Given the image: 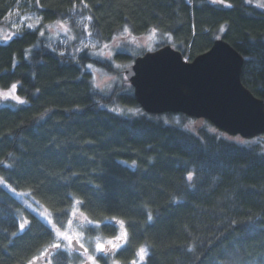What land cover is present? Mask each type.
Segmentation results:
<instances>
[{"label": "trees", "instance_id": "trees-1", "mask_svg": "<svg viewBox=\"0 0 264 264\" xmlns=\"http://www.w3.org/2000/svg\"><path fill=\"white\" fill-rule=\"evenodd\" d=\"M260 3L0 0V26L16 11L43 18L36 29L0 42V90L18 83L16 95L26 101L0 107V177L16 190L0 185V264L40 257L57 240L52 225L65 231L74 208L94 222L81 230L86 240L110 239L125 221L129 243L114 256L99 254L98 264H131L145 244L144 264H264V137L240 144L209 121L194 131L185 126L194 118L149 115L121 76L110 89L94 82L92 68L124 74L115 65L133 64L131 52L107 60L90 48L79 51L87 39L99 48L155 28L157 49L171 45L193 61L223 39L245 59L243 85L264 100ZM88 16L86 31L81 21ZM57 21L68 30L52 34L47 26ZM30 202L48 211L51 225ZM21 220L29 222L25 233L12 236ZM61 252L52 264H76L82 255Z\"/></svg>", "mask_w": 264, "mask_h": 264}, {"label": "water", "instance_id": "water-1", "mask_svg": "<svg viewBox=\"0 0 264 264\" xmlns=\"http://www.w3.org/2000/svg\"><path fill=\"white\" fill-rule=\"evenodd\" d=\"M244 63L236 49L218 39L193 61L171 45L147 52L124 76L147 114L203 119L230 137L252 140L264 137V100L243 85ZM72 248L83 254L77 241Z\"/></svg>", "mask_w": 264, "mask_h": 264}, {"label": "rangeland", "instance_id": "rangeland-1", "mask_svg": "<svg viewBox=\"0 0 264 264\" xmlns=\"http://www.w3.org/2000/svg\"><path fill=\"white\" fill-rule=\"evenodd\" d=\"M25 17H27V19H25ZM37 18L34 15L31 14H21L20 12L16 11L14 13H12L10 16L7 17V19L5 20L4 24L0 26V42H5L8 41L9 39L13 38L14 36H16L18 34V32H20L22 30V28H27L28 24H32L33 25V29H36L39 26V23H37ZM83 22L81 23V25H83L84 29L86 31H88V23L89 21L86 20H82ZM65 24V23H63ZM67 25V24H66ZM68 27V25H67ZM49 31L52 34L58 33V32H66L65 29L63 27H61L60 25L53 24L51 28H49ZM13 33H16L15 35H13ZM8 38V39H6ZM61 44H65L64 40L61 39L60 40ZM159 37L156 35V33H150L148 35L145 36H141V37H137V38H133L130 36H125L122 38H118L116 40L113 41V43L107 45V47H99L95 45V47L93 48L91 42H89V40L87 39L86 41H84L80 48L79 51H82L86 48H90L92 50H94L95 54L99 53L100 55L98 57H102L104 59L107 60H112L113 56L118 53V52H122V51H129L131 52L132 56L136 59L138 58V56L140 57L142 54H145L147 52H151V51H155L157 49V46L159 44ZM87 45V47H85ZM97 56V55H96ZM186 60V59H185ZM132 65V64H131ZM130 66V65H128ZM128 66H122L119 64L115 65V69L117 68V70H120L121 72H123ZM92 72H93V76H94V82L96 84L97 87H99L100 89H110V86L116 81L118 80L117 78L120 77L121 80L124 82V84L126 83V78L124 76L123 73L121 74H110L109 72H105L102 71L100 69H96V68H92ZM16 94V93H15ZM5 105H9V106H18L19 103H17L16 101L12 100L11 98H8L7 100H5L3 97H0V107L5 106ZM21 105V104H20ZM165 121H167L166 123L170 122L168 121V119L166 117L163 118ZM180 119L178 117H174V121L177 122ZM205 121L203 119H195L194 121H187L185 126L189 127L191 130H198L200 129L202 126L205 125ZM225 136H227L229 139H231L232 141H235L237 143L240 144H246L248 142V140L243 139L240 136H235V137H230L228 135L225 134ZM19 196V195H17ZM21 197V196H19ZM29 209L35 213L37 216H39L45 223L51 225L52 224V220H51V216L49 215L48 211L47 214L45 216H41L40 213H44L46 209H44L43 207L37 205L35 202H30L29 204ZM37 205V206H36ZM90 224L88 223L87 219L84 218L83 215H81L78 211L76 212V215L73 216L72 219V224L68 225L66 230L68 232L69 235L73 236V241H77V236L78 234L82 233V228L85 226H89ZM105 239L101 238V242H104ZM62 243L66 244V241H61ZM79 242L84 244V246L89 249V253H93L96 256L99 254H103L100 252H96L95 250V245H96V239L94 240H86L85 236H79ZM67 251H69L70 253H73L74 250L71 247V249H65ZM85 259V256L82 254L80 256L77 257L78 262L76 264H80L81 260ZM35 264H48V259L45 258H41L39 260L36 261Z\"/></svg>", "mask_w": 264, "mask_h": 264}, {"label": "snow or ice", "instance_id": "snow-or-ice-1", "mask_svg": "<svg viewBox=\"0 0 264 264\" xmlns=\"http://www.w3.org/2000/svg\"><path fill=\"white\" fill-rule=\"evenodd\" d=\"M189 3H191V0H188ZM213 3H220V4H224L225 0H212ZM37 3H39V0H37ZM228 7H231L230 4L227 5ZM85 7H87V5H85ZM259 7H264V3H260ZM25 19H27V17H25ZM43 18L40 17L37 20V23L40 22V20H42ZM85 19H87L88 21L92 20L91 16L85 17ZM83 21H81L82 23ZM58 25H60L61 27H63L65 29V31H67V25L61 23L60 21L56 22ZM27 27L29 29H33V25L32 24H28ZM47 27L51 28L52 25H48ZM152 33L154 34L156 32V29L153 28ZM124 32L128 33V28L127 26L124 27ZM16 33H13V35H15ZM40 35H44L43 31L40 32ZM89 35H91V33H89ZM130 35V33H129ZM8 39V38H6ZM87 47V45L85 46ZM92 47L94 48L95 45H92ZM104 47H107V45H105ZM29 51V50H26ZM61 55H63V53H61ZM97 56H99L100 54L97 53ZM13 67H15V65H13ZM88 68H92V65H88ZM20 85L18 83H13L10 85V88L8 89V91H3L0 90V97H3L5 100H7L8 98H11L12 100L16 101L19 104H24L26 103L25 100H23L19 95H16V90ZM39 91V89H37V92ZM47 111V110H46ZM113 111H117V109H113ZM122 111V110H119ZM135 163V162H133ZM6 167L11 168V165H6ZM195 173L193 172H189L187 175V180L188 181H192L194 178ZM0 185H2L5 188L10 189L13 193H15V189L11 188V185H9L7 183V181L3 178L0 177ZM19 195H25L24 193H20ZM76 205L81 204L82 202L80 200H75L74 202ZM78 211V209L74 208L72 211V215L75 216L76 212ZM41 216H45L48 215L47 211L45 210L44 213H40ZM81 215H83V213H81ZM85 219H87V217H84ZM115 219V218H113ZM147 219L149 222L152 221L153 217L152 214L149 212L147 215ZM28 221L27 220H21L19 222L18 225V232H13L11 233L12 236H17L18 233L19 234H23L25 233L26 230V225H28ZM68 225L72 224L71 220H68ZM89 224H93L94 222L89 220L88 221ZM232 223H236V221H232ZM118 225L120 228V232L118 235H115L114 237L110 238V239H106L104 242H101V237L97 236L96 239V245H95V250L96 252H100L103 253L104 256H114L116 250H119L123 245L128 244L129 240H128V231L127 228L124 227L125 225V221L123 220H119L118 221ZM52 228L55 230V234L57 237V240H55L54 242H52L50 245H48L47 247H45L44 251L40 254V257H33V259L29 260L27 262V264H34V261L37 259H41L44 257L48 258V264H52V260L51 257L54 254H62L61 249H71L72 247V240H73V236L69 235L67 231H61V229L59 227H56L55 224L52 225ZM28 231H30V228L27 229ZM83 233L78 234L77 236V243L79 244V247L81 249H83V255L85 256V259L81 260L80 264H98L97 259L95 254L93 253H89L88 249L85 248L84 244L79 242V236H82ZM61 241H66L67 243L64 244ZM189 252L193 251L192 248L188 249ZM148 253H149V246L147 244L145 245H141L139 246L138 250L136 251L135 255L138 257L137 259H134L131 261V264H144V262L146 261L147 257H148ZM113 264H119V261H113Z\"/></svg>", "mask_w": 264, "mask_h": 264}]
</instances>
